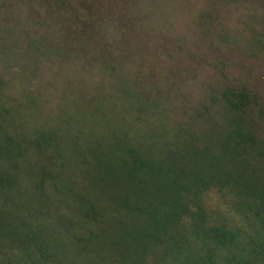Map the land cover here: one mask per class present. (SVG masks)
I'll use <instances>...</instances> for the list:
<instances>
[{"label":"trees","instance_id":"trees-1","mask_svg":"<svg viewBox=\"0 0 264 264\" xmlns=\"http://www.w3.org/2000/svg\"><path fill=\"white\" fill-rule=\"evenodd\" d=\"M65 10L48 34L27 10L15 23L25 48L0 0V52L17 39V57L28 61L11 77L0 73V264H264V161L244 126L248 94L224 93L238 116L220 129L211 121L203 139L175 131L160 142L145 104L126 94L128 71L107 66L102 36L80 42L84 28ZM73 76L90 78L83 93L103 119L128 103L133 128L71 133L17 120L63 105Z\"/></svg>","mask_w":264,"mask_h":264},{"label":"rangeland","instance_id":"rangeland-1","mask_svg":"<svg viewBox=\"0 0 264 264\" xmlns=\"http://www.w3.org/2000/svg\"><path fill=\"white\" fill-rule=\"evenodd\" d=\"M4 1L14 13V20L7 22L12 37H23L15 23L29 12L36 31L48 34L51 20L69 15L66 8L84 28L78 30L80 42L90 41V35L102 36L98 50L109 68L128 71L126 94L145 104L142 118L160 142L175 131L203 139L211 121L220 129L238 116L228 110L223 94L245 91L250 101L242 114L245 130L264 161V0ZM12 41L6 54L0 52V73L6 77L19 72L20 63H28L18 59L22 50L15 47L17 39ZM21 41L26 48L29 41ZM73 77L74 94L63 105L17 112V120L27 127L57 126L71 133L133 128L128 103L107 108L103 119L83 93L92 88L90 78ZM25 84L29 92L35 89ZM119 86L122 83H112V91Z\"/></svg>","mask_w":264,"mask_h":264}]
</instances>
